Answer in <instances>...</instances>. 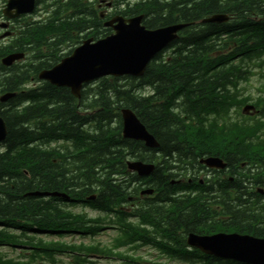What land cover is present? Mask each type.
<instances>
[{"label":"trees","instance_id":"trees-1","mask_svg":"<svg viewBox=\"0 0 264 264\" xmlns=\"http://www.w3.org/2000/svg\"><path fill=\"white\" fill-rule=\"evenodd\" d=\"M79 3L80 0H54L51 5L54 13L48 20L30 23L23 19L25 22L20 26L17 49L26 52L28 58L9 68L0 65V94L19 93L6 105L0 106V117L7 128L3 142L5 151L0 154V247H15L20 236H15L13 231L23 234H58V229L70 232L84 228V217L63 211L57 204L58 199L28 197L25 194L34 191L58 192L65 193L77 202H83L98 183L103 187V179L108 181L110 173L115 171L113 169H120L126 147L137 152L140 145L139 142L121 138L118 116L120 107L131 108L143 123V118L148 119V124L144 125L148 126L147 130L159 143L158 150L165 157L178 153L170 161H182L179 153H184V145L179 144L177 139L182 135L183 128L178 118L171 115L170 108L178 95L186 97L194 90V73L197 72L202 83L206 81L204 70L198 71L201 67L196 62L204 48H201V52L181 49V44H189L190 41L200 43L203 40L201 34L191 36V23L188 24L189 34L184 33L182 42L177 40L170 45L173 48L170 55L172 61L150 63L138 80L139 86L156 84L157 98L161 103L149 106L146 99L142 100L135 95L131 90L132 86L121 85L117 79L100 80L97 85L88 87L79 101L67 89L48 83L25 89L30 82L37 81L39 71L51 68L60 60L66 41L74 40L77 43L81 32L84 38L89 35L100 38L109 34L110 30L103 28L96 11L86 5L80 7ZM195 4L196 0H153L118 10V13L125 17L143 13L142 24L147 29H155L189 19L191 14L188 9L194 8ZM48 7L50 9L49 5ZM68 9L73 12L64 16ZM13 48L12 45L11 49ZM177 50L185 52V60L179 63L174 62L177 56H182ZM1 52L5 54L7 49H0V54ZM174 65L179 68L175 70ZM156 68L159 71L155 72ZM211 82L213 86L210 90L214 92V79ZM204 87L203 84L202 88ZM24 101L29 105L16 110L15 105ZM238 134V131H230L229 136ZM209 136L220 135L211 132ZM58 140L70 142L69 147H65L63 151L42 148L50 141ZM98 167L101 168L100 174ZM154 175H157L158 181H165L163 188L169 189L168 174L167 179L157 171ZM165 200L172 203L171 208L174 210V199L166 195ZM185 205L181 203L179 220L175 219V226H169L170 231L177 230L178 225L185 227L187 232H198L200 228L207 227L202 222L204 208L192 203ZM244 212L251 218H257L258 212L264 216V208L253 209L248 205ZM166 216L175 218V213L172 211ZM242 217L236 215L235 220H241L240 224H243L246 218ZM250 224L252 222L248 225ZM241 227L247 228L246 225ZM0 264L19 263L0 258Z\"/></svg>","mask_w":264,"mask_h":264},{"label":"flooded vegetation","instance_id":"flooded-vegetation-1","mask_svg":"<svg viewBox=\"0 0 264 264\" xmlns=\"http://www.w3.org/2000/svg\"><path fill=\"white\" fill-rule=\"evenodd\" d=\"M188 12L191 14L188 20L193 26L191 36L195 34L203 35V43L208 49L213 44H216L217 49L226 48L229 51L230 57L216 60L204 59L205 62H217L219 66L238 60V56L241 53L236 49L246 47L247 45L243 40V35L246 34L245 31H248L249 28L254 32L256 29H264V21L261 22L260 20H264V0H196L195 7L188 9ZM214 14L229 16V23L227 22L225 25L207 24L205 26L200 24L201 19ZM251 18L256 23L251 21ZM0 20H3V17ZM202 31L204 32L201 33ZM229 40H232L231 44L225 47L224 44ZM201 42L190 41V45L192 48H200ZM217 54L225 55L220 54L219 51H217ZM200 61L196 59V62ZM201 70L203 69L199 68L198 71ZM204 70L211 73V67L209 66ZM193 75L192 84L194 87L192 86V89L194 90H191L192 101L190 102V109L200 113H207L211 109L214 101L211 97L225 95L224 88H228L232 82L237 81V76L235 75H232L233 78H227V75H211L207 73V75L205 74L206 81L202 83L197 72ZM212 79H214V92L210 90L213 86ZM203 84L205 85L204 88H202ZM142 114H144V111ZM143 120L148 124V119L143 118ZM235 141L240 142V140ZM177 142L184 145V153H179L182 161L176 163L171 162L170 158L178 153L174 152L170 157H165V154L158 150L159 146L156 149L148 150L139 145V152L135 154L131 148L128 151V155L140 160H146L147 158L152 162L155 169L151 176L144 181L139 180L135 183L131 174L123 176V171L115 170L107 183L103 179V187L97 181L98 185L95 189L96 202L98 204H102L103 202H110L112 205L117 204L118 209L125 211L124 213L128 215H133V210L137 207L141 208L147 215H151L141 219H119V221L123 220L126 224L137 221L141 227H144L146 232L142 235V240L147 244L153 245L156 241L159 242L163 236V228L165 226L176 225L175 219L179 220L181 203H185V206L191 203L197 204L204 208V212L202 213L204 225H207V223H217L219 218L225 217L227 218L225 223L231 224L232 230L260 237L259 235L261 234L259 232L261 231V226L264 224V218H251L244 211L248 205L253 209L257 207L255 198H259L260 190H262L264 196V163L247 165L249 164L248 155H244L241 152L245 151V147L225 148L222 152L213 154V149L201 146V143L204 142L201 138L186 139L178 137ZM212 142L213 139H205V143L207 144ZM213 155L219 157L224 162L225 168L223 170L208 168L200 163L201 159ZM233 158L234 160H232ZM165 164L169 170H166ZM155 171L161 176L166 177L165 179H167L166 174L169 175V189L163 188L165 181H158L157 175H154ZM98 173H101L100 167H98ZM170 180L179 182L170 183ZM161 183L162 185L160 186ZM146 187L154 190L152 196L140 195L141 189ZM167 194H171L170 196L174 199L175 207L173 213H175V218L166 216L168 214H166V208L169 205L164 201ZM188 201H191V203H188ZM212 206L220 209L219 216L218 214L215 215L216 213L213 212ZM236 215H242L246 218L243 224H240L241 220H235ZM250 222L252 224L248 225ZM245 225L247 228L241 227ZM175 232L187 233L185 227H181L180 225H178V229ZM137 242L142 241L137 239Z\"/></svg>","mask_w":264,"mask_h":264},{"label":"water","instance_id":"water-1","mask_svg":"<svg viewBox=\"0 0 264 264\" xmlns=\"http://www.w3.org/2000/svg\"><path fill=\"white\" fill-rule=\"evenodd\" d=\"M33 2L34 0H10L8 8L15 9L17 15L30 13ZM141 19L142 16L131 19L121 17L110 19L104 23V26L112 28L114 34L94 43L92 39L83 41L82 45L60 64L51 70L40 72L39 79L46 80L57 87H67L77 97L82 84L103 76H142L148 61L176 38V32L183 25L149 31L140 26ZM21 57V54L7 56L2 60V64L9 67ZM10 97L12 95L6 94L0 97V102ZM122 119L124 138L144 141L149 147L156 145L153 137L146 132L131 112L123 110ZM5 136V124L0 118V142L5 139ZM129 168L136 170L139 175H146L152 169L140 163L129 164ZM32 195L58 196L55 193H33ZM189 239L188 243L207 254L244 263L264 264V240L236 235L190 236Z\"/></svg>","mask_w":264,"mask_h":264},{"label":"rangeland","instance_id":"rangeland-1","mask_svg":"<svg viewBox=\"0 0 264 264\" xmlns=\"http://www.w3.org/2000/svg\"><path fill=\"white\" fill-rule=\"evenodd\" d=\"M126 1H129V2L133 3V2H136V1H139V0H126ZM38 9H39L38 13L35 16H33L32 20H38V19L44 18V13H43L42 7L39 6ZM168 54H169V52H166L164 54V56H166ZM258 73H260V72L258 71ZM128 82H130V81H128ZM118 83L122 85V84H126L127 82L123 81V80H120ZM251 85L253 86L250 89L252 91V94L254 95L253 97H255V98L260 97L259 94L262 93V92L260 90H256L259 87L258 86L259 85L258 82L253 81L251 83ZM229 119H230V122H235V121H240L241 120V118L239 117V115L237 113V107H235L234 110L230 113ZM0 150H1V146H0ZM137 152H139V151L137 150ZM80 210H81L80 208H75L73 211L74 212H78ZM86 211H87V213H89V215H93V213H94L92 211H89L88 209H86ZM46 239L52 240L51 237H48ZM107 239L108 238H104V237L100 238V240L103 241V242H107ZM53 241H57L56 237H54ZM60 241L66 242L68 244H74V245H78L80 243L85 244V245H90V244H92L94 242V239H89V238L88 239H83L82 237L77 238L76 236H73V237L65 236L62 239H60ZM18 251L19 250H12L11 248H2V249H0V252L4 256H6L7 258H16V257L19 258L18 257V253H19ZM58 258H59L58 260L61 261V263H59V264H72L71 263V258L68 255L60 256ZM92 260L94 261V264H95V259L93 258ZM98 264H102V263L99 262ZM106 264H114V262L106 263Z\"/></svg>","mask_w":264,"mask_h":264},{"label":"bare ground","instance_id":"bare-ground-1","mask_svg":"<svg viewBox=\"0 0 264 264\" xmlns=\"http://www.w3.org/2000/svg\"><path fill=\"white\" fill-rule=\"evenodd\" d=\"M168 1H172V0H168ZM175 1H178V0H175ZM63 51V50H62ZM183 98H185V96H182ZM183 128V127H182ZM151 134V133H150ZM152 135V134H151ZM127 140H130V141H134V142H139V141H137V140H135V139H132V138H126ZM173 163H176V162H179V160H173L172 161ZM30 193H32V192H30ZM58 193V192H57ZM264 199V198H263ZM262 204H264V202L262 203Z\"/></svg>","mask_w":264,"mask_h":264}]
</instances>
